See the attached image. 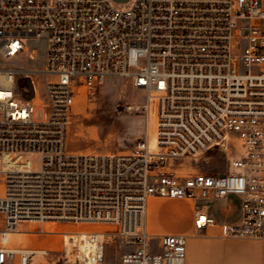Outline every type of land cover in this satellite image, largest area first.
I'll use <instances>...</instances> for the list:
<instances>
[{
    "label": "built area",
    "instance_id": "1",
    "mask_svg": "<svg viewBox=\"0 0 264 264\" xmlns=\"http://www.w3.org/2000/svg\"><path fill=\"white\" fill-rule=\"evenodd\" d=\"M42 37L43 70L0 68V264H33L35 252L10 247L26 223L118 229L81 236L75 264H107L115 242L135 245L120 264H186V234L148 231L153 197L193 202L196 233L218 226L225 238L264 240V0H0V59L21 57L25 38ZM32 73L43 75L42 91ZM111 77L146 92L154 144L72 152L79 91L94 94ZM35 104L46 108L42 121ZM235 141L241 153L224 172L183 176L176 167ZM230 196L237 220L206 210Z\"/></svg>",
    "mask_w": 264,
    "mask_h": 264
},
{
    "label": "rangeland",
    "instance_id": "2",
    "mask_svg": "<svg viewBox=\"0 0 264 264\" xmlns=\"http://www.w3.org/2000/svg\"><path fill=\"white\" fill-rule=\"evenodd\" d=\"M24 40L27 47L25 53L13 59H0V68L38 71L44 69L46 38H25ZM20 76L21 74H17L19 86L22 84ZM30 76L42 91L43 75L32 73ZM145 103L146 92L133 87L130 80L121 77L106 79L94 94L82 87L76 98L69 129V149L75 153H122L131 150L139 141L146 138L151 139V137L154 144L156 117L154 112L147 114L144 108ZM129 107L132 108L129 109ZM35 108L34 119L42 121L45 118L46 108L40 104H35ZM240 153V142L235 141L228 152L212 151L198 158H184L176 162V167L183 176L201 172H224L228 168L229 159ZM30 159L35 170H39L40 156H32ZM238 204V201L229 205L208 202L205 207L208 212L223 217L234 208H238ZM1 219L0 215V221ZM147 221L148 229L152 233H189L194 224L193 202L150 198ZM48 224L55 227V232L47 231ZM42 229L48 233H42ZM96 230L118 231L114 226L105 224L26 223L19 232L12 236L10 247L18 251L29 252L45 250L46 254L34 255L33 264H75L79 244L78 246H66L65 235ZM154 243H157V240H154ZM134 247V244L126 242L112 243L107 249L106 263L120 264L123 254L132 251ZM12 264H17V262Z\"/></svg>",
    "mask_w": 264,
    "mask_h": 264
},
{
    "label": "crops",
    "instance_id": "3",
    "mask_svg": "<svg viewBox=\"0 0 264 264\" xmlns=\"http://www.w3.org/2000/svg\"><path fill=\"white\" fill-rule=\"evenodd\" d=\"M238 198L230 196L220 204L235 203ZM194 207V204H193ZM240 203L238 208L226 213L223 217H218L210 213L217 220L232 222L240 217ZM2 228V219L0 221ZM148 225V221H147ZM155 236L170 233H152ZM186 234L190 237L187 241L186 264H264V240L263 239H236L225 238L222 236L221 229L218 226L209 227L201 233H196L194 227L189 233H171Z\"/></svg>",
    "mask_w": 264,
    "mask_h": 264
},
{
    "label": "bare ground",
    "instance_id": "4",
    "mask_svg": "<svg viewBox=\"0 0 264 264\" xmlns=\"http://www.w3.org/2000/svg\"><path fill=\"white\" fill-rule=\"evenodd\" d=\"M132 107H129V109H131ZM149 123V122H148ZM152 137H151V139H150V141H151V143H152ZM153 144V143H152ZM27 224H33V223H27ZM49 226H47L46 228H47V231L48 232H51V233H53V232H55V227L54 226H52V225H50V224H48ZM23 226V225H22ZM87 234V232H78V233H73V234H66L65 235V244H66V246H68L69 247V245H76V246H78V241H79V238L81 237V236H83V235H86ZM80 247H81V249H83V246H81L80 245ZM78 249H79V247H78ZM76 250H77V248H76ZM47 252L45 251V250H36L35 251V254H39V255H41V254H46Z\"/></svg>",
    "mask_w": 264,
    "mask_h": 264
},
{
    "label": "water",
    "instance_id": "5",
    "mask_svg": "<svg viewBox=\"0 0 264 264\" xmlns=\"http://www.w3.org/2000/svg\"><path fill=\"white\" fill-rule=\"evenodd\" d=\"M115 1L118 2V3H121V4H126V3L129 2V0H115ZM28 86H29V88H30V94L28 95V99H31V98H33L34 91H33V86H32V84L30 83V81H29V83H28Z\"/></svg>",
    "mask_w": 264,
    "mask_h": 264
}]
</instances>
